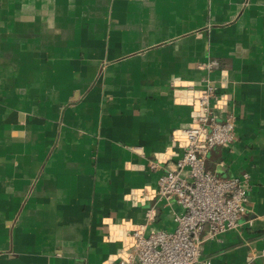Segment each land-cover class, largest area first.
Listing matches in <instances>:
<instances>
[{
  "label": "crops",
  "instance_id": "1",
  "mask_svg": "<svg viewBox=\"0 0 264 264\" xmlns=\"http://www.w3.org/2000/svg\"><path fill=\"white\" fill-rule=\"evenodd\" d=\"M207 78L238 135L207 167L250 173L254 222L202 254L246 264L264 248V0H0V264H118L133 226L171 230L157 179Z\"/></svg>",
  "mask_w": 264,
  "mask_h": 264
},
{
  "label": "built area",
  "instance_id": "2",
  "mask_svg": "<svg viewBox=\"0 0 264 264\" xmlns=\"http://www.w3.org/2000/svg\"><path fill=\"white\" fill-rule=\"evenodd\" d=\"M219 65L215 58L199 62L208 72ZM206 82L193 93L198 110L181 131L182 153L157 179L158 198L178 206L172 217L175 226L171 230L146 224L130 228L131 246L118 264H214L202 254L205 240L233 230L241 232L244 225L254 222L247 206L252 190L250 173L224 177L207 167L208 153L214 147L233 152L238 135L235 114L229 113L221 122L216 119L213 101L221 95L215 80L207 78ZM156 211L155 206L148 210V223H153ZM255 258L264 264V248L250 253L246 264Z\"/></svg>",
  "mask_w": 264,
  "mask_h": 264
}]
</instances>
